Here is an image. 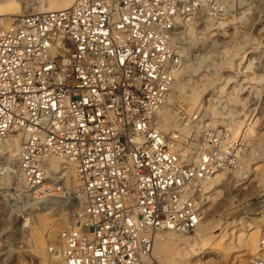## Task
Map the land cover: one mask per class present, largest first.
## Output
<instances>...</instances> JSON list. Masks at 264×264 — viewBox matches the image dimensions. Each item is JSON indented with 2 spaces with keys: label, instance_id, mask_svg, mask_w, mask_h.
Returning a JSON list of instances; mask_svg holds the SVG:
<instances>
[{
  "label": "built area",
  "instance_id": "built-area-1",
  "mask_svg": "<svg viewBox=\"0 0 264 264\" xmlns=\"http://www.w3.org/2000/svg\"><path fill=\"white\" fill-rule=\"evenodd\" d=\"M238 15L237 0H75L0 25V139L23 135L17 203L51 197L46 157L76 165L66 264H155L160 230L199 225L215 164L208 151L189 163L158 114L183 66L184 25ZM249 264H264V227Z\"/></svg>",
  "mask_w": 264,
  "mask_h": 264
},
{
  "label": "rangeland",
  "instance_id": "rangeland-1",
  "mask_svg": "<svg viewBox=\"0 0 264 264\" xmlns=\"http://www.w3.org/2000/svg\"><path fill=\"white\" fill-rule=\"evenodd\" d=\"M15 1L16 9L0 11V19L10 21L14 15L36 12L34 8L41 0ZM237 5L238 16L195 18L184 25L182 67H187L179 79L191 75L189 81L195 89L188 87V96L177 99L176 123H185L164 131L179 135L176 147L182 153L186 151L189 163L198 164L202 152L208 151L215 164L213 176L220 173L217 185L221 191L203 202L207 227L197 228L206 245L213 242L221 228L240 223L242 218L253 219L264 227V0H237ZM192 155L197 156L195 160ZM0 163L14 165L3 154ZM50 175L55 190L40 205L17 203L12 189L14 179L10 175L0 177V264H58L43 261L31 251L27 237L30 227L24 225L38 211L47 213L48 237L56 233L52 226L57 218L70 217L79 207L77 189L68 186L63 176ZM8 200L12 207L6 204ZM194 232L185 234L193 236ZM260 235L253 236L251 248L259 247ZM244 254L237 264L241 258L250 260L256 253L245 249ZM202 256L205 264H226V257L218 249L206 248ZM192 257L194 253L189 251L186 257H179L178 264H188ZM154 262L160 264L158 260Z\"/></svg>",
  "mask_w": 264,
  "mask_h": 264
},
{
  "label": "bare ground",
  "instance_id": "bare-ground-1",
  "mask_svg": "<svg viewBox=\"0 0 264 264\" xmlns=\"http://www.w3.org/2000/svg\"><path fill=\"white\" fill-rule=\"evenodd\" d=\"M74 1L75 0H41L40 3L37 6H35L34 10L38 12H43L49 9L54 10L57 8L58 9L67 8L70 7L74 3ZM17 4L18 3H16L15 0H0V11L8 10L10 8L16 9ZM3 19L4 18H1L0 20ZM8 22L10 21L9 20H5V21L3 20V22L0 21V25H5ZM191 66L193 65L191 64ZM186 67L185 66L182 67L180 71L177 73L176 81L174 83L172 92L166 99L164 107L161 109V111L158 114L159 127L163 131L171 130V128L175 126L181 127L183 123H185L182 122L177 124L175 117H177L176 115L178 114V112H176V110L178 109L177 99L181 96H185V95L188 96L187 91H189V88L191 87L194 88L192 82L189 81L192 77L191 75L189 78L183 77L182 81H180L179 79L180 73L184 71L183 70L184 68L186 70ZM216 115L219 116V113ZM211 117L212 116H210V119ZM212 121H214L213 123L215 124L216 121L215 120ZM212 121L210 122L212 123ZM180 132L183 131L180 130ZM22 138L23 135L21 133L14 132L8 135L7 137L0 139V154H3L5 156V160H7L8 163L10 160L11 162H14V165H11V167L10 165H5L7 163L4 164L0 163V177L7 175L12 176V178L14 179L13 181L14 186L20 189V193L23 194L24 193L23 190L26 187V184L18 170V159H19V152H20ZM191 157L195 160L197 156L192 155ZM44 163L49 173H52L54 177L55 176L57 177L58 175L63 176L65 183L68 186L77 189L80 200L78 202V206L80 207L82 203V197L79 191L80 182L76 174L75 163L69 158L60 155L48 156L44 159ZM219 175L220 173H216L213 177L205 181V183L201 186L199 193L200 196L202 197L201 200L202 204L205 198H209V197L212 198L214 197V195L218 196V193L221 191V189L218 188L219 185H217ZM207 193L208 195H206ZM14 200L16 201L17 197ZM6 204L11 207L13 206L10 200H8ZM207 208L208 207L206 206V209ZM48 219H49V215L47 213L38 211L36 214L29 216L25 220L24 225H29L30 227L29 228L30 235L27 236L30 237L29 241L31 243L29 246L32 249L31 251L37 254L43 261L49 263L56 261V263L58 262V264H66L62 256L63 243L61 240V230L70 225L71 216L69 217L67 215L57 218L52 226L54 227L56 233L54 234L51 232L49 233L50 235L47 237L45 235V229L48 224ZM199 225L203 229L207 227L206 220L204 217L200 221ZM199 225L194 230H189V231H182L178 229L160 230L155 237L151 259L153 261L158 260L160 264H178L179 257H186L189 251H191L192 253H194V257H192L193 259L190 262H188V264H205V262H202V257H203L202 253L204 249L210 247L214 250L218 249V251L221 252V254H223L226 257V264H237L239 257L245 255L244 254L245 249H250V253L251 252L257 253L259 250V247H257V249L251 248V239L253 238L254 235H256V233L262 232L263 225H259L253 219L242 218L240 223H233L231 226L227 228L224 229L221 228L220 234L209 245L203 243V238H202L203 235L197 229ZM220 227L221 225L219 224L217 225L216 229L218 230L220 229ZM193 231L196 232V234H194L195 232L193 233V236H188L185 234ZM205 231L207 232L208 229H206ZM160 232H162V234H160L161 236L158 235ZM231 254L232 256L230 257ZM249 261L250 260L248 258L243 257L240 259L239 264H249Z\"/></svg>",
  "mask_w": 264,
  "mask_h": 264
}]
</instances>
